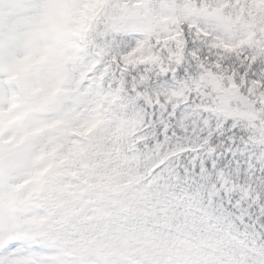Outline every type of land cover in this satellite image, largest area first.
Segmentation results:
<instances>
[{
	"label": "trees",
	"instance_id": "1",
	"mask_svg": "<svg viewBox=\"0 0 264 264\" xmlns=\"http://www.w3.org/2000/svg\"><path fill=\"white\" fill-rule=\"evenodd\" d=\"M188 1L250 39L230 50L187 21L144 20L149 41L133 50L131 0L93 3L80 64L97 52L101 89L115 95L82 144L79 174L46 188L68 264H264V118L239 93L253 64L249 91L264 80V0ZM222 94L240 104L217 103Z\"/></svg>",
	"mask_w": 264,
	"mask_h": 264
},
{
	"label": "rangeland",
	"instance_id": "2",
	"mask_svg": "<svg viewBox=\"0 0 264 264\" xmlns=\"http://www.w3.org/2000/svg\"><path fill=\"white\" fill-rule=\"evenodd\" d=\"M20 4H22L20 10L24 13L25 19L9 26V33L4 36L0 46V141L2 149L0 153L2 158H4V151L19 147L17 144L23 135L30 137L41 133L38 132L40 130L44 132L41 133V143L38 148L40 153L35 157L34 162L31 164L33 150L30 158L19 169L12 167L10 173L0 183V221L2 222L0 224V264H58L48 242L44 239L42 242L32 239L36 234L37 226L26 222L34 216L38 209L35 204L37 198L30 204L35 195L36 186L39 185L38 182L41 183L52 169L53 172L55 162L63 157L56 146L50 142L45 143L46 140L43 141L44 134L46 131H55L56 126L60 124V126L69 124L73 134L66 151L74 149L78 141L77 136L92 125L99 106L110 99V94L90 91L88 82L83 78L66 86L64 84L65 71L54 74L53 66L49 70V64L53 65L54 62L53 50L40 51L38 56L34 55V49L37 48V41L40 38V33H38V38L35 35V25L40 28L45 24V27H42L44 33L48 28L55 26L58 0H38L29 4L22 0ZM144 4L147 14L159 22L169 21L177 25L179 21L187 19L189 14L187 6L163 8L156 1L149 2L148 0H145ZM71 7L75 9L76 4L73 3ZM10 8L11 6L0 5V14H5ZM199 11L203 12L204 9H199ZM139 17L140 22L138 19L135 23L137 25L141 23L143 26L144 17L140 13ZM2 18L5 21V17ZM189 26L199 33L213 32L214 37L227 47L237 46L245 38L243 30L236 31L230 28L223 18L215 17V15L209 17L194 13L189 19ZM141 36L139 32L131 33L136 46L140 44ZM23 62L29 64V67L22 77L24 80L27 77L33 79L34 83L30 80L27 86L33 89L30 92V98L35 102L38 101L39 106L49 100L50 94L58 95L66 92V101L63 104H57L58 108L53 113L43 114L39 106L36 112H32L24 101L20 102L18 99L15 104L9 101L8 90L5 91L3 87L6 86L7 79L12 86L10 77L13 76L14 70L19 73L18 66ZM94 62L95 59H92L91 63ZM89 68H84L83 72L86 73ZM3 73L5 75H2ZM34 91L39 93L38 97ZM171 94L175 98L180 97L175 88L171 89ZM28 103L31 106L36 105L30 101ZM16 240H23L27 248H36L38 251H23L19 255L15 252L5 254L4 249L7 245Z\"/></svg>",
	"mask_w": 264,
	"mask_h": 264
},
{
	"label": "snow or ice",
	"instance_id": "3",
	"mask_svg": "<svg viewBox=\"0 0 264 264\" xmlns=\"http://www.w3.org/2000/svg\"><path fill=\"white\" fill-rule=\"evenodd\" d=\"M188 47L193 48L195 46L191 42H189ZM237 71L240 74H243L245 69L243 67H240L237 69ZM254 72H258L257 64H253L251 69L248 70L247 75L244 77L245 80L244 86L239 89V93L242 97L247 98V105H250L251 108L255 110L261 118H264V102H262L260 99V93H264V80L260 81V85L258 88H252L251 92L249 91L250 88L249 82L257 80V76L253 74ZM234 79L237 84L240 83L239 75L236 76ZM217 103H226L229 106H232V105H239L240 100L228 94H222L217 99ZM23 251L34 252V251H38V249L27 248V245L23 240L13 241L12 243L8 244L7 247L4 249L5 254L9 252H15L16 255H19Z\"/></svg>",
	"mask_w": 264,
	"mask_h": 264
}]
</instances>
